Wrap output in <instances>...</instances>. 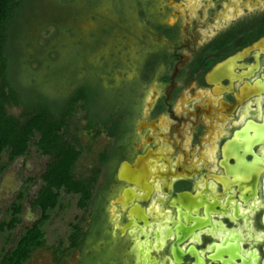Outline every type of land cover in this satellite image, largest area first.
Instances as JSON below:
<instances>
[{
  "label": "flooded vegetation",
  "instance_id": "af4514ba",
  "mask_svg": "<svg viewBox=\"0 0 264 264\" xmlns=\"http://www.w3.org/2000/svg\"><path fill=\"white\" fill-rule=\"evenodd\" d=\"M135 4L132 91L113 132L80 129L107 140L85 236L123 264H264V0Z\"/></svg>",
  "mask_w": 264,
  "mask_h": 264
},
{
  "label": "trees",
  "instance_id": "16d2710c",
  "mask_svg": "<svg viewBox=\"0 0 264 264\" xmlns=\"http://www.w3.org/2000/svg\"><path fill=\"white\" fill-rule=\"evenodd\" d=\"M128 0H111L114 9L124 21V8ZM134 3L136 0H132ZM103 0H0V170L2 156L7 154V163L26 155L32 140L37 151L48 157L43 185L31 202L39 209L41 218L26 228L14 247L5 253L3 264H25L34 251L45 248L43 224L48 214L60 206V192L79 197V208L86 210L97 178L93 172L89 178H79L75 167L82 148L77 136L68 133L70 119L77 111L86 115V130L99 127L113 132L124 89L105 94L93 75L79 77V63L84 61L87 50L101 44L103 36L112 30V25H101L87 42L81 31L70 24L72 19L91 12L98 20L96 10ZM139 16L145 20L146 13ZM101 17V16H100ZM103 21V20H102ZM52 26L54 36L43 45H38L39 33ZM73 43H66V37ZM69 45L68 50L61 48ZM36 64L35 69H31ZM88 68L84 67L83 72ZM69 87V88H67ZM8 108H19V116L10 115ZM6 166V165H5ZM30 181V180H29ZM19 193L7 214L9 221L0 225L2 231H13L21 223L22 200ZM80 227H74L70 237L71 249L78 250L84 243ZM10 238V237H9ZM8 238V240H9ZM55 259L61 254L54 253ZM90 262L80 264H92Z\"/></svg>",
  "mask_w": 264,
  "mask_h": 264
},
{
  "label": "rangeland",
  "instance_id": "374dc122",
  "mask_svg": "<svg viewBox=\"0 0 264 264\" xmlns=\"http://www.w3.org/2000/svg\"><path fill=\"white\" fill-rule=\"evenodd\" d=\"M124 13L126 15L124 21H120L111 0H103L96 10V14L99 15L97 21L93 19L91 12L81 14L70 21V24L81 31L88 43L93 41L91 36L100 30L101 25H112L110 33L102 37L101 44L87 50L85 60L80 61L78 67L79 77L93 75L101 84V89L109 95L116 90L132 89L137 73V61L140 58L138 49H144L145 44L148 43L145 23L138 15L136 4L132 0L126 2ZM54 33L52 26L44 27L39 33L38 45H43L54 36ZM65 40L68 44L74 41L68 36ZM67 46L69 45L65 44L61 49L67 52L69 48ZM84 67L88 68L86 72H83ZM35 68L36 64H32L31 69ZM8 112L17 117L21 109L8 108ZM84 115L83 111L75 112L68 128L69 134L78 137L82 148L81 157L75 167V174L79 178H89L99 169V153L107 146L104 135L98 138H87L80 132L84 124ZM37 141L38 137L34 138L26 155L11 163H7L6 153L2 156L0 225L4 220L9 221L10 216L7 212L19 193L24 192V198L20 214L21 223L13 231L4 229L0 233V264H3V256L14 247L25 229L41 218L40 210L32 209L31 202L43 185L41 177L49 158L41 156L37 151L35 146ZM60 198V206L48 214V219L43 224L45 248L34 251L25 264H80L84 261L90 262L93 256L95 259L92 264H123L125 258L120 251L122 244L116 241L105 244L103 238H99L100 236L85 238L86 212L78 206L79 197L68 195L62 190ZM77 225L84 234L85 243L78 250L71 249L66 252L71 244L70 237L74 227ZM55 251L61 253L57 255V259L53 254Z\"/></svg>",
  "mask_w": 264,
  "mask_h": 264
},
{
  "label": "water",
  "instance_id": "95a60500",
  "mask_svg": "<svg viewBox=\"0 0 264 264\" xmlns=\"http://www.w3.org/2000/svg\"><path fill=\"white\" fill-rule=\"evenodd\" d=\"M116 228H118V227L116 226ZM121 234H122V235L125 234V230H124V229H121ZM113 236H115V234H113Z\"/></svg>",
  "mask_w": 264,
  "mask_h": 264
}]
</instances>
